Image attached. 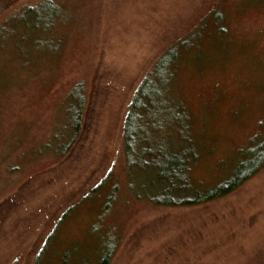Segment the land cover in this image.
<instances>
[{
    "label": "rangeland",
    "instance_id": "1",
    "mask_svg": "<svg viewBox=\"0 0 264 264\" xmlns=\"http://www.w3.org/2000/svg\"><path fill=\"white\" fill-rule=\"evenodd\" d=\"M201 21L206 63L184 62L171 94L203 134L191 179L206 188L264 137V0H0V264H35L50 235L40 264L74 247L93 261L103 243L109 264H264V168L226 197L168 207L127 165L140 81Z\"/></svg>",
    "mask_w": 264,
    "mask_h": 264
},
{
    "label": "trees",
    "instance_id": "2",
    "mask_svg": "<svg viewBox=\"0 0 264 264\" xmlns=\"http://www.w3.org/2000/svg\"><path fill=\"white\" fill-rule=\"evenodd\" d=\"M44 6L46 10L43 15L49 16L52 11L46 7L52 8L47 3ZM36 9L24 12L22 20ZM213 17L214 24H218L220 14L215 13ZM208 31L207 22L201 21L189 36L173 42L163 51L140 81L124 120L128 168L134 171L131 176L148 174L153 190L147 196L155 205L200 206L221 199L238 190L264 168V137L255 138L247 147L236 152L226 177L217 184L203 188L192 183L191 171L201 158L204 137L202 133L192 131L194 127L188 112L181 102L173 98L171 90L184 62L193 63L199 69L204 67L206 56L199 47ZM222 36V28L217 29L210 47H213L215 38L220 40ZM219 48L220 51L224 50L222 45ZM80 108L79 103L78 114L74 117L75 131L80 124ZM51 240L52 235L36 257L35 264L41 263L44 250ZM109 245L103 243L94 260L88 262L77 258L79 249L74 247L63 252L60 264H109L115 248Z\"/></svg>",
    "mask_w": 264,
    "mask_h": 264
}]
</instances>
